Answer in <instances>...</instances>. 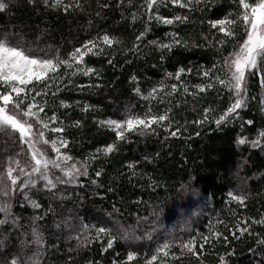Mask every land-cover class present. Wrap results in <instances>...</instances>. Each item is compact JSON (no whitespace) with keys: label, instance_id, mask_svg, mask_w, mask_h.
I'll return each instance as SVG.
<instances>
[{"label":"trees","instance_id":"obj_1","mask_svg":"<svg viewBox=\"0 0 264 264\" xmlns=\"http://www.w3.org/2000/svg\"><path fill=\"white\" fill-rule=\"evenodd\" d=\"M66 2L75 5L77 0ZM79 4L80 8L65 12L46 8L41 0H11L7 11L0 12V36L6 34L12 43L34 49V55L68 58L74 48L94 40L98 34L106 33L121 41L112 47L103 46V54L85 55V65L97 74L73 75L74 67L65 75L61 67L57 79L47 81L46 95L36 97L40 104L47 101V117L55 112L58 120L55 124L49 120L46 129L34 122L35 125L49 141L67 139V147L60 151L73 157L69 164L80 167L86 163L88 175L78 176L77 183L68 188L56 183V188L49 191L38 180L39 191L10 192L12 212L20 217L23 226H0V234L10 235L4 237L0 256L10 259L23 255L21 245L30 239L25 233H30L31 217L40 215L43 218L37 223L46 241L40 264H112L114 260L117 264H145L165 240L171 241L172 246L166 250L169 255L158 254L152 264H221V256L225 264H260V253L249 249L260 248L257 241L264 240V223H253L264 217V148L239 144L237 140H254L264 130V87L259 76H250L247 106L238 109V116L218 128L214 120L232 101L230 93L210 79L225 78L224 58L245 37L242 22L235 25L234 37H226L219 32V25L212 28L210 21L223 19L229 13V18L235 19L241 11L238 0H201L191 10L170 2L161 4L159 15L169 19L175 15L187 17L186 21H174L172 25L150 20L146 0H79ZM141 32L145 34L137 41ZM171 33L178 34L188 46L177 45L170 51L159 48L158 44L171 42ZM27 42L38 46L33 48ZM214 64L215 71L209 77L203 76ZM181 67L185 69L181 81L187 84V93L174 75L166 77V73L174 74ZM133 76L135 80L131 79ZM209 82L213 87H206L204 92L193 87ZM161 83L168 87L160 89ZM173 83L178 85L175 92L170 88ZM43 85L40 82L36 91ZM153 87L158 89L157 93L145 100ZM136 88L140 94L134 91ZM60 101L68 106L62 107ZM27 103L33 101L27 100L25 107ZM84 105L90 106L87 111L83 110ZM205 108L210 111L204 113ZM149 110L155 115L168 111L172 122L168 132L163 126L151 125L154 132L146 130L140 135L132 131L125 133L127 140H117L113 130L100 124L108 119L122 120L129 113L144 116ZM205 115L208 121L197 125L195 121ZM249 120L253 123L248 124ZM163 124L166 126L167 121ZM52 127H63L64 131L54 133ZM178 128L180 132L173 137L171 132ZM10 138L12 135L6 133V139ZM1 139L6 140L0 138V184L4 182L2 174L8 157L15 159L10 152L3 151ZM109 143L116 145L113 152L107 156L96 152ZM41 147L56 158L50 144L41 143ZM29 163H20L19 167L29 172ZM98 170L99 177L95 175ZM24 178L21 176V181ZM25 191L40 203V209L34 210L27 203ZM229 191L246 195L243 205L231 200ZM4 199L0 196V201ZM81 222L111 229L112 235L117 236L112 248L104 250L106 235L91 244L81 241L83 246L78 247L75 237L88 235L79 231ZM244 228L248 231L241 235ZM125 232L129 238H120ZM213 232L221 235L213 236ZM91 236H95L94 230ZM204 236L209 238L207 242L202 239ZM190 237L196 239L195 255L179 246ZM129 251L137 253L133 261H126Z\"/></svg>","mask_w":264,"mask_h":264},{"label":"snow or ice","instance_id":"obj_2","mask_svg":"<svg viewBox=\"0 0 264 264\" xmlns=\"http://www.w3.org/2000/svg\"><path fill=\"white\" fill-rule=\"evenodd\" d=\"M32 2V0H30ZM43 5L46 8L52 9H62L65 12H68L73 7L80 8L79 0L73 5L72 3H67L66 0H41ZM170 2L172 5H178L180 8H187L191 10L194 5L201 3V0H146V6L151 15L149 19H155L158 23H163L165 25H172L174 21H186V16L175 15L171 19L159 15V6ZM11 0H0V12L7 11ZM239 8L241 11L236 14L235 19H230L229 16L232 13H229L228 16H225L223 19H216L210 21L211 27L216 28L219 25V32L224 33L226 37H234V27L237 22H242L243 31L245 37L242 43H239L234 50L229 54L228 57L224 58L223 66L226 70L225 78L220 76H212L210 79L215 80L216 83L223 86L229 93V99L232 101L230 105L224 110L223 114L219 115L218 118L214 120V123L217 127H221L230 122L231 119L239 115L237 112L238 109L244 108L247 106V92H248V79L250 76H259L261 86L264 87V0H238ZM106 6V5H105ZM135 19V16H133ZM144 32H141L139 36L136 37L137 41L141 40L144 36ZM172 40L170 43L158 44V47L161 49L171 50L174 46H184L187 47V41H183L178 38V34L171 33ZM121 41L114 36H109L108 34H98L95 39L86 40L81 47L74 48L72 52L68 53V58H61L59 55L49 58L47 54L44 56L34 55V49L25 48L22 43H12L7 35L0 36V132L5 130H11L13 133H18V139L20 144L27 145L28 151L31 153V160L34 162L31 166L30 172H25L24 167H19V160L8 157V166L5 168L3 176V183L0 184V196H3L5 199L0 201V213L3 214V218H0V226L10 225L12 228L22 227L20 225V217L12 212V205L9 202L10 192L15 191L16 189H37L38 180L44 181L43 187L51 191V189L56 188V183L50 178L49 175V166L53 168L60 169L63 171L65 177H68V180H60L57 177V180L60 183H77L76 177L78 176H87L88 175V166L87 164H82L80 167H77L75 163L70 166L67 165V161L72 160L73 157L69 156L66 152H61L60 149L66 148L68 145V140L63 137L54 138L50 141L45 139V133L43 131H34V123L39 124L42 128H48L50 120L55 124L58 120L55 112L50 117H47L45 112V107L47 101L40 104L36 102L37 96L46 95V89L49 87L47 81H55L58 76V69L61 67L65 70V75H67V70L75 67V72L88 76L89 74H97L92 67L85 65L84 57L86 54H91L93 56L103 54V46L112 47L115 44H120ZM151 43H157L152 41ZM221 44L225 43L222 39ZM95 49V51H94ZM163 59V57H161ZM111 63V61H109ZM217 65L214 64L212 68L205 70L202 75L209 77L210 73H213ZM190 71V69L188 70ZM185 72L183 67L179 68L174 74L166 73V77L175 76L177 81H180V87L183 88L185 93L188 92L187 84L181 81V74ZM49 73L53 75L49 76ZM132 80H135L136 77H131ZM37 83H33V82ZM40 82H44L43 88L40 91H36V88ZM32 85V87H28ZM160 89L168 87L164 83L159 85ZM196 89H199L200 92H204L205 88H212L213 83L209 82L207 85L197 84L194 85ZM172 92H175L178 88L176 83L170 85ZM35 91V95L32 96L31 93ZM134 91L137 94H140V89L136 88ZM158 89L153 87L151 91L144 97L145 100L154 97V94L157 93ZM14 94V95H13ZM23 94V95H22ZM170 94V93H169ZM195 95V93H191ZM31 99L33 103H27L26 107L24 106L26 101ZM62 107H67L64 101H60ZM89 105H84L83 110L87 111ZM170 111V109L168 110ZM168 111L164 114L155 115L145 113L144 116L138 114H127L126 117L122 120L117 119H108L101 121L102 126L106 125L108 128L115 132L117 140H127L125 133H130L132 131H138L140 135H144L146 130L152 132L155 131L154 128H150L151 125H156L157 127H164V131L168 132L171 127V120L168 116ZM210 109L205 108L204 113H208ZM264 111V108H262ZM43 114V115H42ZM231 114V116H230ZM209 117L205 115L203 119H197L195 123L197 125L202 124L208 121ZM167 121L165 126L163 122ZM79 125V121L75 122ZM248 124H252L251 120L247 121ZM51 131L54 133L63 132V127H52ZM180 132V129H176L171 132L173 137L177 136ZM39 137V139H37ZM50 144L51 152L56 154V158L52 159L44 151V149L38 147V144ZM239 144L250 143L254 148H264V130H260L257 133L256 139L251 141H246L244 137H240L237 140ZM116 145L114 143H109L104 148L96 149L97 153H103L104 156H107L108 153H111L115 150ZM86 160L88 158H85ZM95 159V156L92 157ZM61 161L63 163H61ZM15 164L17 167L14 168L12 165ZM129 168H132V164H129ZM83 169V170H81ZM19 172V175H14V172ZM95 175L99 177L101 171H96ZM21 176L25 177L21 181ZM18 181H21L18 184ZM92 184H96L95 180L91 181ZM111 190V189H109ZM228 196L231 200L239 202L243 205L244 201L247 199L246 195L234 194L232 191L228 192ZM24 199L27 203L35 210L40 209L41 205L35 199H31L28 196V192H24ZM46 214V213H45ZM43 217L40 215H33L31 217V230L30 233H25V235H30V239L22 241V256H12L10 259L0 256V264H40L43 251L45 249L46 241L44 237V232L38 225ZM146 219V218H145ZM159 223V220H157ZM253 223H264V217L259 221H253ZM59 228V225H57ZM239 228V225H237ZM91 230L95 231V236H91ZM79 231L82 233H88V235H77L75 239L77 240L78 247L83 246V243L91 244L93 240L102 239L104 235L107 238V245L104 249L112 248L113 241L117 239V236L112 235L111 229L106 226H96L88 225L81 222ZM241 235L244 232H247L248 229H241ZM213 236H220L219 232H213ZM91 236V238H89ZM122 239L129 238L128 233L125 232ZM149 239L151 237H148ZM68 239H73L72 236H69ZM139 240L141 237H135ZM202 239L207 242L208 237L204 236ZM257 244L260 245V248L249 249L250 252L257 253L261 255L260 264H264V240H258ZM196 239L195 237H190L186 242H182L179 246L181 249L187 250V252L196 254ZM171 241L165 240L162 245H159L155 248V253L151 257L145 260V264H152L153 261L158 259V254L163 253L165 256L169 255L166 251L171 247ZM203 248V245H201ZM4 250V245L0 242V252ZM73 251V249H69ZM137 253L134 251H129L127 253L126 261H133ZM173 258L175 255L173 254ZM71 259V257L69 258ZM221 264H225V258L220 257ZM91 264V262H88ZM112 264H117V261H113ZM120 264H126V262H120Z\"/></svg>","mask_w":264,"mask_h":264},{"label":"rangeland","instance_id":"obj_3","mask_svg":"<svg viewBox=\"0 0 264 264\" xmlns=\"http://www.w3.org/2000/svg\"><path fill=\"white\" fill-rule=\"evenodd\" d=\"M29 45H31V47L33 48H37L38 45L34 44V43H30V42H27ZM34 123V122H33ZM34 131H39V127L38 125H35L34 123ZM6 133H8L9 135H12V139L10 138L9 140L6 139ZM15 135V136H13ZM18 136L19 134L18 133H13L10 129L9 130H5L3 132H0V138H5L6 140L4 139H1L3 140L4 142V146H3V151L4 152H10V154L14 155L15 156V159H18L20 163H22V165H24L25 163H28L30 161V166H32V164L34 163L32 160H31V153L28 151V148H27V145L24 144H20L19 141H16L18 139ZM16 139V140H15ZM37 139H39V137H37ZM19 140V139H18ZM17 142V143H16ZM38 147L42 148L41 147V144H38L37 145ZM16 148L19 150H16ZM16 150V152L14 151ZM25 152H24V151ZM18 152V153H17ZM24 152V154L22 153ZM2 153V152H1ZM51 158V157H50ZM52 159H55V158H52ZM1 160V159H0ZM61 163H63L61 161ZM1 164V162H0ZM20 165V164H19ZM67 165L70 166L71 164H69V161H67ZM1 166V165H0ZM15 168L17 167L16 165H14ZM31 171V167L29 169ZM29 171V172H30ZM0 172H1V168H0ZM49 175H50V178L55 182V183H58L60 185H62L63 188H68L69 185H72L73 183H60L58 180H57V177L60 178V180H68L69 178L68 177H65L63 171H61L60 169H57V168H53L51 166H49ZM77 179V177H76ZM44 183V181H42ZM8 236H10L8 233L7 234H0V242H4L5 238ZM5 237V238H4ZM22 249V248H21Z\"/></svg>","mask_w":264,"mask_h":264},{"label":"clouds","instance_id":"obj_4","mask_svg":"<svg viewBox=\"0 0 264 264\" xmlns=\"http://www.w3.org/2000/svg\"><path fill=\"white\" fill-rule=\"evenodd\" d=\"M194 215H195V212L193 213V217H194Z\"/></svg>","mask_w":264,"mask_h":264}]
</instances>
